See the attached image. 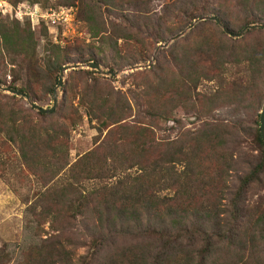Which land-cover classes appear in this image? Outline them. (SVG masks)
Returning a JSON list of instances; mask_svg holds the SVG:
<instances>
[{
	"label": "trees",
	"instance_id": "16d2710c",
	"mask_svg": "<svg viewBox=\"0 0 264 264\" xmlns=\"http://www.w3.org/2000/svg\"><path fill=\"white\" fill-rule=\"evenodd\" d=\"M78 1L85 31L99 39V48L77 43L69 49L68 44L50 42L47 53L38 58L36 41L46 28L0 15V86L34 101L31 86L39 84L49 91L56 81L50 84L51 76L66 63L94 61L113 71L147 58L145 47L124 51L133 46L129 40L142 42L131 28L109 25L105 12L132 11L150 38L167 33V12L177 17L181 13L188 24L202 16H216L219 23L205 20L200 29L195 24L187 40L175 41L167 59L151 67L154 78L135 83L138 91L129 97L112 85H99L95 78L82 85L76 104L104 136L72 161L70 135L75 125L67 122L65 112L35 111L15 94L0 90V147L14 148L28 174L42 186L27 205L31 219L37 227L48 223L56 232L31 245L16 264H264V211L257 210L250 221L240 212L248 185L264 181L259 123L264 28L229 35L247 25L264 26V0H169L155 29L149 27L147 0ZM122 37L123 54L117 46ZM107 46L115 56L112 62L99 56ZM205 84H211L208 90ZM131 98L142 106L139 123L130 118ZM218 108H229L235 118L181 130L183 116H206ZM167 119L179 126L178 132L158 139L157 131ZM244 136L252 139L259 158L254 163L250 157L241 158L244 174L238 177L229 205L217 209L215 194L222 188L217 185L239 165ZM5 160L1 157L0 164ZM78 224L83 230L80 238L66 233ZM9 261L8 250L0 247V264Z\"/></svg>",
	"mask_w": 264,
	"mask_h": 264
},
{
	"label": "rangeland",
	"instance_id": "374dc122",
	"mask_svg": "<svg viewBox=\"0 0 264 264\" xmlns=\"http://www.w3.org/2000/svg\"><path fill=\"white\" fill-rule=\"evenodd\" d=\"M9 1L14 3L12 0ZM18 1L21 0H17L16 2ZM27 1L39 2L43 6L55 7L58 5H62L56 4L57 0ZM147 2L150 10L149 14L151 16L149 27L151 29H155L154 24L156 22V19L159 15H161V13L165 12L164 7L165 4L167 5L169 3V0H147ZM72 5L76 6L78 10L76 25L78 26V31L80 32V34L76 35L73 40L65 39V41L59 45L64 46L65 44H68V48L73 49L74 45H76L77 43H82L87 46L94 43L95 46L99 48V39L92 38L90 34L85 31V23L80 18V2L76 0ZM167 14L168 16L166 18L168 24L165 26L167 33L165 31L162 32V34L160 33L159 35H154L152 33L153 36L150 38L146 37L144 28L138 27V21H140V19L136 14L132 13V11L123 12L122 10L120 12L114 10V13L105 12L104 16L107 19V22H109V25H112V23H116L121 29H123V27L131 28L135 32V36L142 42L139 44L135 41L129 40L130 43H128V45L133 44V46L125 49L124 51L131 50L133 52H139L140 48L142 49L143 47H145L147 48V50L149 49V53L147 54L148 57H141L142 61L135 64L134 66L124 67L122 69H116L113 71H108V67L105 66H100V69L96 70L86 66V62L66 63L63 65L67 68L63 71L61 84H58V78L60 70L63 66L59 69L56 75L51 76L52 79L51 81H49V83L52 84L53 79H55L56 81L49 91H47L48 89L46 90L44 86H40L39 84H33L31 86L33 94L37 96L36 100L34 101L38 105L44 108H51L53 106V98H56L54 109L51 112L56 111V115H60L65 112L64 116H67L69 118L67 122H69L70 125L74 123L75 127L71 131L70 135L71 148L69 152V158L71 161L76 159L87 150L93 148L96 145V141L98 140V138L100 137V139H102L104 136V134H97L96 125L98 123L96 121L89 122L87 117L83 115V109L76 104L79 98V93L83 88L82 85L90 84L91 80L95 78L97 82L100 83L99 85H105L106 87L112 85L115 88H119L124 93V96L126 95V97H129L133 93L138 91L136 89L137 85L135 83L140 80L153 79V74L150 73L151 67L153 65L155 66L163 59H167L164 58V56L168 55L171 47L175 45V41L178 40L179 42H184L191 35L192 27L188 28V21H184V17L181 13H177L178 17L176 16V14L174 16L169 12H167ZM170 14L171 16H169ZM0 15L5 19L12 20L8 17L3 16L2 14ZM205 20L211 21L208 18H206ZM205 20L196 18L191 23H193L194 25L198 24L197 29H200L205 26ZM20 22L25 23L26 21ZM249 28L256 29L258 27L251 26ZM35 29L39 30V28ZM170 29H172L174 33L168 35V30ZM244 30L242 31V33L244 32ZM137 31L139 32V34ZM148 32H150V30H148ZM178 33L182 34L176 39H171ZM45 34L43 33L36 41V55L38 58L44 57V55L47 53L48 45H50V42L53 43L51 35L47 31L45 32ZM261 35L264 36V33H262ZM117 46L121 50L120 53L123 54V37L118 39ZM102 55H104L107 58V61L110 62H112L111 58L115 59L114 53L108 46L105 47L103 54H99V56ZM73 56H75L74 53ZM39 62L41 66L44 67L43 60H40ZM110 62L108 63L111 64ZM74 64H79V66L73 68L72 65ZM110 72H116V74L111 75ZM133 72L136 73V75L130 77ZM7 78L9 79V76ZM209 85L211 84H205V86H203L204 90H208ZM73 91H75V94ZM17 97L21 98V102L24 103L25 107H31L24 97ZM130 101L132 104H134L131 111L132 115L130 118L132 119V122H136L138 120L137 123H139L140 110L142 109V106H139V104L141 103L132 98L130 99ZM72 105L76 107L77 112H74V108L72 107ZM32 115L34 117H38L34 111H32ZM234 118L235 115L229 108H218L211 114L200 117L196 115H186L181 118V130H194L198 128L203 121L218 123L219 121L225 119L232 120ZM178 129L179 126L173 120L167 119L163 121L162 128L157 131V137L158 139L166 137L173 138L178 132ZM1 157L3 160H6L4 161V164H0V167L3 168H0V247H4L5 249H7L10 254V261L8 264H16L22 259L23 253L31 245L39 244L43 238L48 237L51 234H55L56 232H53L49 229L48 223H44L43 225H41V227H37L35 225V222H33V220L31 219L30 213L26 210L27 205L32 202L38 195V192L42 190V186L40 185V183L32 175L28 174V172L20 162L14 148L3 151V149L0 147V158ZM237 157H240L238 161L239 165H235L234 168L229 169L226 176L224 177V180L217 185V187L219 185L222 187L221 190H219L218 193L215 194V199L217 200L215 206L217 207V209H222L225 206L227 207L229 205V201L232 198L234 189H236L239 184L238 177L244 174L241 169H244L246 165L241 161V158L248 159L250 157L252 163L256 162L259 158L258 151L254 149V143L249 136H244ZM224 181L225 183H223ZM223 186H225L224 192ZM257 210L264 211V181H254L253 183L248 185L240 202V212L243 215L242 219L244 221L255 219ZM238 225L241 227L240 223H238ZM81 231H83L82 227L78 224L74 229L67 230L66 233L79 234L80 238ZM80 252H82L81 249Z\"/></svg>",
	"mask_w": 264,
	"mask_h": 264
},
{
	"label": "built area",
	"instance_id": "2783aa9c",
	"mask_svg": "<svg viewBox=\"0 0 264 264\" xmlns=\"http://www.w3.org/2000/svg\"><path fill=\"white\" fill-rule=\"evenodd\" d=\"M6 3L11 5L12 11L0 10V14L18 21H29L33 27L44 26L55 44H61L65 39L73 40L80 34L76 25L78 11L76 6H43L39 2L27 0L16 3L6 0ZM17 12L22 14V20L17 17Z\"/></svg>",
	"mask_w": 264,
	"mask_h": 264
},
{
	"label": "water",
	"instance_id": "95a60500",
	"mask_svg": "<svg viewBox=\"0 0 264 264\" xmlns=\"http://www.w3.org/2000/svg\"><path fill=\"white\" fill-rule=\"evenodd\" d=\"M206 18L210 19V20H213L215 21L216 23H219V18L216 17V16H209V17H205V16H202V17H199L198 19L200 20H205ZM193 23L189 24L188 28H191L193 27ZM251 26H257V27H263V25H260V24H253V25H247L244 29L246 28H249ZM243 29V30H244ZM226 33V29H223ZM242 30V31H243ZM242 31L238 32L237 34H229L230 36H234V37H239L241 36L242 34ZM182 33H178L176 35H174L171 39H176L178 38ZM83 65V64H81ZM86 66L90 67V68H93V69H96V70H99L100 69V65L94 61H88L85 63ZM79 64H74L72 65L73 68H76L78 67ZM137 67V66H135ZM67 67L66 66H63L60 70V74H59V78H58V84H61L62 83V74H63V71L66 69ZM111 75H114L116 74V72H110ZM0 90L4 91V92H8V93H11V94H15L17 96H22L24 97L27 101H28V104L35 110L39 111V112H42V113H49L51 111H53L54 109V106H55V103H56V98H53V106L51 108H44L40 105H38L36 102H34L33 100H31V98L29 97V95L21 92V91H18V90H15V89H10V88H6V87H3V86H0ZM259 123H260V135H261V138L262 140L264 141V102H263V105L261 107V110H260V113H259Z\"/></svg>",
	"mask_w": 264,
	"mask_h": 264
},
{
	"label": "clouds",
	"instance_id": "9594fccd",
	"mask_svg": "<svg viewBox=\"0 0 264 264\" xmlns=\"http://www.w3.org/2000/svg\"><path fill=\"white\" fill-rule=\"evenodd\" d=\"M0 10L5 11V12H11L12 7L11 5L6 3V0H0ZM17 17L22 20V14L20 12H17Z\"/></svg>",
	"mask_w": 264,
	"mask_h": 264
}]
</instances>
